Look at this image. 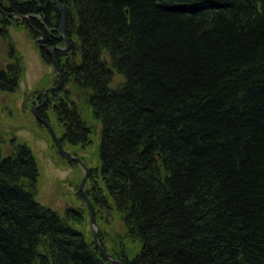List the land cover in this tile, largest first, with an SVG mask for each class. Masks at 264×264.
I'll list each match as a JSON object with an SVG mask.
<instances>
[{"label":"trees","instance_id":"obj_1","mask_svg":"<svg viewBox=\"0 0 264 264\" xmlns=\"http://www.w3.org/2000/svg\"><path fill=\"white\" fill-rule=\"evenodd\" d=\"M0 8L31 16L30 37L64 45L51 0H0ZM63 8L70 48L57 53L63 86L75 90L53 93L39 113L64 148L88 167L87 156L96 160L86 193L107 253L123 264H264V0ZM18 21L0 13L11 44L0 93H15L26 72L9 35ZM104 49L120 58L111 69ZM114 76L122 81L111 89ZM80 102L101 124L97 144ZM40 181L26 143L8 156L0 145V264H110L81 193L82 204L60 214L37 201Z\"/></svg>","mask_w":264,"mask_h":264},{"label":"rangeland","instance_id":"obj_2","mask_svg":"<svg viewBox=\"0 0 264 264\" xmlns=\"http://www.w3.org/2000/svg\"><path fill=\"white\" fill-rule=\"evenodd\" d=\"M9 35L15 44L16 50L23 57L26 72L19 89L13 93H0V145L5 156L11 153L19 139L26 143L33 151L40 168L41 181L38 186L37 201L49 206L54 211L63 214L67 207H77L81 203L78 196V187L81 184L84 172L78 166L70 167L59 155L57 146L46 128L45 122L49 121L56 135V126L49 117H42L39 113L41 104L38 103V95L45 88L57 87L56 78L52 66L42 62L40 54L35 48V42L28 33L21 29L10 27ZM10 45L8 40L0 35V70L9 62ZM115 85L122 79L116 76ZM75 90L72 87L60 86ZM61 94V93H59ZM48 101V100H47ZM84 118L94 126L96 144L100 141L101 127L92 119L84 104L80 102ZM36 109V113L33 109ZM43 109V108H42ZM51 110V109H50ZM47 115V108L45 107ZM51 114V112L49 111ZM39 117V118H38ZM46 119V120H45ZM16 140V142H15ZM72 153L70 148H64ZM91 160V167L96 164L93 155L87 156Z\"/></svg>","mask_w":264,"mask_h":264},{"label":"water","instance_id":"obj_3","mask_svg":"<svg viewBox=\"0 0 264 264\" xmlns=\"http://www.w3.org/2000/svg\"><path fill=\"white\" fill-rule=\"evenodd\" d=\"M61 1H62V0H53V2L56 4V6H57V8H58L59 13L61 14V17H62V27H63V26H64V22H65V12H64V10H63V7H62V4H61ZM3 13H4V12H3ZM65 41H66V44L68 45V41H67L66 37H65ZM51 48H52L54 51L57 50V48H55V47H51ZM53 64H54L55 69H56V71H57V73H58V76H59V80H58V82H57V83H58V86L55 87V88L48 89V90L46 91V95H48V94H49L50 92H52V91H56V90H58V89L60 88V86H61V69H60V66H59V64H55V63H53ZM46 124H47V123H46ZM47 125H49V124H47ZM51 133H52V136H53V138H54V140H55V142H56V144H57V147H58L60 153H61L64 157L76 161V162L79 163V164L83 167V169H84L85 175H84V178H83V181H82L81 187H80V191H81V193L84 194V196H85V198H86V200H87V203H88V205H89V208H90L91 225H92V227H93V229H94V239H95V244H96L98 250L100 251V253L103 255V257L106 259V261H107L108 263H111V264H123V263H121L120 261H118V260H116L115 258H113V256H111L110 254H108V253L103 249V247L101 246V244H100V242H99V235H98L99 230H98V226H97L96 219H95L94 209H93V206H92L91 202L89 201L87 195H86L85 192H84V190H85V185H86L87 180H88V173H89L88 169L82 164V162H81L80 159L74 158L72 155H69L68 153H66V152L63 150V148L61 147L60 141L57 140L56 135L54 134V132H53L52 130H51Z\"/></svg>","mask_w":264,"mask_h":264},{"label":"bare ground","instance_id":"obj_4","mask_svg":"<svg viewBox=\"0 0 264 264\" xmlns=\"http://www.w3.org/2000/svg\"><path fill=\"white\" fill-rule=\"evenodd\" d=\"M64 1H67V0H62L61 2H64ZM205 5H207V3H205ZM204 5V8H206V6ZM201 13H204V12H201ZM217 17H219V15H217ZM65 26H63L62 27V24H60V26L57 28V32H58V34L61 36V39H64V37H63V35H64V33H65ZM59 42V41H58ZM58 42L56 43V44H58ZM51 47H55V45H51V46H49L48 44H46V43H44V42H42V41H40V42H38V45H37V51H38V53L40 54V57H43L44 59H46V60H48V61H50V65L51 66H54V64L53 63H55V64H59V66H60V69H61V72H62V68H61V65H60V62H59V54L58 53H56ZM104 54H105V58H106V60L108 61V69H111V67L112 66H116V64H117V62L119 63V61H120V58L118 59V58H116L115 56H113L112 55V53L108 50V49H104ZM55 67V66H54ZM127 70V69H126ZM118 73V72H117ZM118 74H120V73H118ZM122 74V75H121ZM121 76L124 78H126V76H125V74L124 73H122L121 72ZM117 79V77L116 76H114V78H113V81L109 84V88H111V89H114L115 88V80ZM123 82H124V80H123ZM104 87L107 85V80L106 81H104ZM128 83V82H127ZM62 88H60V90H61ZM59 90V91H60ZM116 90V89H115ZM61 93V92H60ZM97 124L101 127V124L99 123V122H97ZM91 126H93V125H91ZM94 127V126H93ZM102 128V127H101ZM57 138V137H56ZM60 139V138H59ZM57 140H58V138H57ZM37 232H34V236L32 237V240H31V242H30V248H31V251L34 253V251H33V249L35 248L36 249V247H35V243H36V241H37V239H38V236H37ZM32 253V254H33ZM35 254V253H34Z\"/></svg>","mask_w":264,"mask_h":264}]
</instances>
